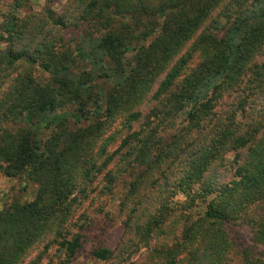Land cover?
Listing matches in <instances>:
<instances>
[{"label":"trees","instance_id":"obj_1","mask_svg":"<svg viewBox=\"0 0 264 264\" xmlns=\"http://www.w3.org/2000/svg\"><path fill=\"white\" fill-rule=\"evenodd\" d=\"M8 5L0 172L36 188L0 208V264L45 236L69 264L87 227L71 226L76 193L93 173L111 193L121 171L124 241L93 248L92 261L133 264L146 250L147 264H226L237 221L264 246V0H45L25 15L24 0ZM68 24L70 44L58 34ZM225 152L232 175L216 182ZM242 264L259 258L245 252Z\"/></svg>","mask_w":264,"mask_h":264},{"label":"rangeland","instance_id":"obj_2","mask_svg":"<svg viewBox=\"0 0 264 264\" xmlns=\"http://www.w3.org/2000/svg\"><path fill=\"white\" fill-rule=\"evenodd\" d=\"M11 0H0V10L5 11ZM64 1H57L51 4V7L60 12L61 6ZM45 6V0H24V5L18 9L20 15H25L30 12H37ZM72 7L67 9L70 12ZM0 11V12H1ZM77 30L71 28V24L65 29L58 31V34L63 37L65 41L71 43L72 34H76ZM73 35V36H74ZM190 41L186 43L190 45ZM154 88V87H153ZM152 88V90H153ZM149 96L146 97L140 105L137 107L144 114L149 107ZM133 126H136L134 124ZM118 127V126H116ZM113 129V128H112ZM122 129L119 133H123ZM118 139L115 138L109 146V152L116 148ZM234 153H223L212 165L210 170L213 171V175L216 178V182H224L231 178L232 175V162ZM113 165L112 171L119 166L118 161H111L109 166ZM108 166V167H109ZM176 167V166H175ZM176 172H174L175 174ZM129 173L119 172V176L114 181V189L111 193L101 194L99 188L102 186L103 178L102 173H93L90 177L91 181L84 184L83 193H76L77 201L73 206L72 216L70 222L71 226L75 230L80 225L87 226L84 231L83 241L79 252L72 259L69 264H101L92 261L90 253L95 247H107L114 249L123 240L124 227L121 221V214L117 212V201L119 196L125 189V184L129 180ZM24 182L18 177H6L0 172V208L8 204L12 200L19 202L29 201L32 199L35 192V184L28 183L26 188L21 190ZM82 186V184H81ZM254 216L260 215L264 218V205L254 207ZM201 207L198 206L195 210L201 213ZM82 231V230H81ZM228 238L232 242V246L227 252L226 264H242L244 253L247 252L250 255L257 256L259 258V264H264V246L261 244L253 245L251 240V233L249 228L245 224L239 221L228 225L226 228ZM47 236L36 241L32 246L28 248L23 257L17 264H59L60 253L57 251L53 244H50L44 248V244L48 241ZM146 250H140L133 254V264H147L149 263Z\"/></svg>","mask_w":264,"mask_h":264}]
</instances>
